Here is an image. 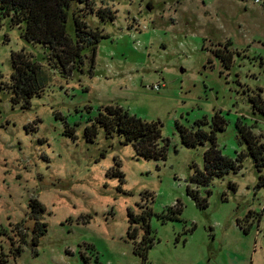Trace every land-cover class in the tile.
Segmentation results:
<instances>
[{"label": "rangeland", "instance_id": "374dc122", "mask_svg": "<svg viewBox=\"0 0 264 264\" xmlns=\"http://www.w3.org/2000/svg\"><path fill=\"white\" fill-rule=\"evenodd\" d=\"M94 2L115 20L84 9L107 37L83 72L51 67L24 25L0 26V264H264V166L248 154L237 171L197 184L211 142L188 147L179 130L214 131L233 160L249 149L239 121L264 136L254 107L264 98V0ZM22 51L49 77L28 103L10 85ZM106 105L160 122L165 157L140 156L102 126ZM32 199L45 208L38 244ZM143 217L154 238L146 261L136 253Z\"/></svg>", "mask_w": 264, "mask_h": 264}, {"label": "trees", "instance_id": "16d2710c", "mask_svg": "<svg viewBox=\"0 0 264 264\" xmlns=\"http://www.w3.org/2000/svg\"><path fill=\"white\" fill-rule=\"evenodd\" d=\"M84 9H87L90 15L96 14L102 22L115 20V13L110 8H96L94 0H0V26L6 20L14 25H24V37L47 48L46 59L50 66L59 69L63 75H71L76 70L84 71L88 52H91L94 66L98 45L107 37L103 30L89 24L87 19L90 20L91 16H86ZM70 24H73V27ZM12 61L14 71L11 75V88L15 91L16 98H24L28 103L31 97L45 89L49 77L43 71V65L24 51L14 54ZM254 107L264 113V98L255 99ZM96 119L110 133L115 130L123 136L125 144L132 143L138 155L156 159L165 157L168 143H162L160 122L144 120L119 105H106ZM195 124L201 126L207 122L197 120ZM238 125L249 149L248 152L239 153L236 160L221 155L217 149L214 131L208 132L201 127L191 131L186 127H179L182 142L188 147L208 140L211 142L205 152V169L197 170L196 176L192 178L193 182L207 185L214 176H223L231 169L237 171L242 167L243 158L248 154L255 159L261 170L264 166L263 134L256 135L241 121ZM217 128L224 129L223 119ZM114 173L122 176L120 171ZM263 184L264 175H261L259 185ZM188 193L197 198L193 190L189 189ZM203 202L205 201H199V204ZM30 207L32 210L30 216L37 221L33 241L38 244L40 236L47 231V223H41L39 220V213L44 212L45 208L37 199H32ZM140 219L142 217L131 216V221ZM143 220L145 244L142 247L138 246L136 253L146 261L148 249L153 246L154 238L150 235L152 228L147 218L143 217ZM129 236L131 238L138 236L137 230L129 231Z\"/></svg>", "mask_w": 264, "mask_h": 264}, {"label": "built area", "instance_id": "2783aa9c", "mask_svg": "<svg viewBox=\"0 0 264 264\" xmlns=\"http://www.w3.org/2000/svg\"><path fill=\"white\" fill-rule=\"evenodd\" d=\"M257 1H259V0H257ZM163 86H165V84L160 83V84H156V85H154L152 88L155 89V90H159V89H161Z\"/></svg>", "mask_w": 264, "mask_h": 264}]
</instances>
